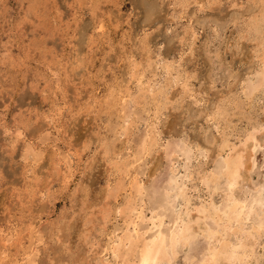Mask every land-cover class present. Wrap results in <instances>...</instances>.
<instances>
[{
	"label": "rangeland",
	"instance_id": "1",
	"mask_svg": "<svg viewBox=\"0 0 264 264\" xmlns=\"http://www.w3.org/2000/svg\"><path fill=\"white\" fill-rule=\"evenodd\" d=\"M263 2L0 0V264H115L103 250L112 233L124 229L117 211L130 197L132 180L144 192L134 198L146 217L142 228H149L153 210L173 208L165 225L183 210L179 195L165 202L169 178L185 189L192 216L204 203L224 210L227 185L216 157L221 138L238 149L253 127L254 164L242 168L232 195L261 203L245 231L264 226V83L257 85L262 65L255 53L264 25H252ZM133 72L144 75L140 83L130 82ZM148 81L161 107L158 120L145 105L150 98H140ZM218 107L232 120L216 114ZM129 119L134 123L126 132L118 129ZM152 122L158 142L128 169L124 190L110 199L106 188L122 179L110 162L133 163ZM209 173L220 177L215 188L200 182ZM257 236L243 238L253 243L248 264L264 261V232ZM195 239L178 249L173 264L189 256L201 261L207 242Z\"/></svg>",
	"mask_w": 264,
	"mask_h": 264
},
{
	"label": "bare ground",
	"instance_id": "2",
	"mask_svg": "<svg viewBox=\"0 0 264 264\" xmlns=\"http://www.w3.org/2000/svg\"><path fill=\"white\" fill-rule=\"evenodd\" d=\"M192 4H194V3H192ZM190 5H191V3H190ZM262 5H260V6H262ZM196 10H197V8H196ZM257 10L259 11L260 7ZM176 11H178V10H176ZM259 16H260L259 20L258 21H254V23L252 24L253 26L257 25L259 22L264 25V5L261 8ZM247 25H246V27H247ZM260 26H262V25H260ZM249 27H252V26L250 25ZM263 28L261 30L264 32ZM259 33H261V32H259ZM261 38H264V36L261 37ZM208 43H209V41H208ZM257 50H258V53H259L257 58L259 59V61L261 62V65H262V71H261L260 74H258L260 76V78H261L260 82L257 79L259 77L257 76V78H256L257 81H258L257 85L260 86V84L264 83V40L261 41L259 44H256L255 53H256ZM131 64H132V62H131ZM148 65H149V63H148ZM163 65H162V67L167 72H170V69H171L170 65L171 64H167L166 63V64H163ZM130 68H132V67H130ZM131 71H132V69H131ZM151 73H152V70H151ZM143 76L144 75L142 73H139V72H135L134 73L133 72L131 77L129 76L131 78L130 82L137 81V82L140 83V81H142V79H143ZM177 77H175L174 79H178L180 76L178 78ZM231 78H233V77H231ZM142 85H143V87L146 86V88L140 89V92H139L141 94L140 98L141 99L150 98V102L149 103H145V105L150 104V105L153 106V119L154 120H158V114H159V112L161 110V107L158 104V100H156L157 94H154V88H152V86L150 85L149 81L144 83V84H142ZM256 88L258 90V86ZM176 89H178V88H176ZM109 92H110V90H109ZM197 92H199V91H197ZM251 93H253V92H251ZM113 95H115V94H113ZM122 95H123V93H122ZM127 96H129V95H127ZM129 99H131V101H132L135 98L133 97V98H129ZM141 99H139V100H141ZM126 100H128V99L126 98ZM135 103H137V102H135ZM144 106H143V108H145ZM238 106H239V104H238ZM109 107H110V105H109ZM111 107H112V105H111ZM241 107H243V106H241ZM137 109H139V107ZM210 109H211V107H210ZM216 110H217L216 114H218V115L224 114V115L228 116L226 111L225 110L222 111V109L220 107H218ZM214 112H216V111H214ZM147 113H149V111H147ZM243 113H242V115H243ZM246 115H248V114H246ZM227 116H225V117L227 118ZM240 117H239V119H240ZM211 119L215 120V117L212 116ZM227 120H232V119H230V117L228 116ZM133 123H134V121L129 119L128 122H125V126L123 124V126H120L118 129L126 132V130H127L126 126L127 125H131ZM152 123L153 124L151 126H149V128L147 129V131L145 133V139H144L140 149L137 152H135V155H134V158H133L134 160L132 161L133 163H130L128 161H124V162L121 161V163H120V162H118V160H114V159H112V161L110 162V165L113 166L114 169H116V171H117L116 173L120 172L119 175L122 177V179H119L118 183H116L113 187L109 186L110 188H108V187H107L108 189L106 188L107 196L110 199L111 198L112 199L116 198L118 196L119 192L124 190V188H125L124 181H126L128 169L131 166H133L134 163L143 161V159H145L150 154L152 148L155 146V142H158V141H155L154 138L151 135L152 134V130L154 131V128H155V125H156L155 122H152ZM161 125H162V123H161ZM113 127H114L113 128V130H114L113 132H115L116 131V126L114 125ZM105 128H107V127H105ZM257 128L253 127V129H252L253 131H251L250 133L246 132L247 134L245 135V138H244V141L242 143V146H240L238 149H236L233 145L228 143V139L226 138V136L224 134H223V136L221 138V141H220L221 144H220V146L218 148V152H217V156L216 157H219L221 159V164H220L221 172L219 174H221V176L224 178V181H225V183L227 185V193L224 195V197H225V203L227 202L229 205L227 204L228 206H226L224 210H222V209L219 210L220 208L218 210L215 209L211 202L208 203V204L204 203L205 205L203 204L201 206L193 208V210H194V212H196V214L194 213L195 215L192 216V214L190 213V211L192 209L191 210L189 209V199L185 197V191H184L185 189L183 188V186L178 187V185L175 184V180L172 179V178H169L167 180L166 185L164 186L165 202H166V204H170L171 205L170 199L173 196L179 195V196L183 197L182 198L183 210H181L182 212L180 211L179 213H176L175 215H172L171 217H169V220L167 218L168 224L165 225L164 224L165 212H167L168 209H169V211H171L172 207L168 208L167 206H165L166 207L165 209L164 208L161 209V211H160L161 213L157 212V210H155V211L153 210L151 212V216L148 219V222H149V225H150L149 228L148 227L147 228H145V227L142 228V224H144V220H146L145 219L146 217L143 214V209L140 206H138L140 203L139 204H135V199L134 198L142 196V193H144V192L142 190V186L138 183V181L137 180H132L129 183L130 197L124 203L123 208H118V211H117L118 214H120L122 216V218H123L124 229L120 230V233H118L117 235H114V232L112 233V236L110 237V240H109V241H111V243L103 251L111 253L112 257L116 261L115 264H173L174 260L177 257L178 249H180L182 247H184V249H185V247H188L190 245V243L192 242V239H195V237H197V236H199V237L202 236L203 239L206 240L207 246L205 247V250H204L203 254L201 253L202 254L201 261L199 263H197V264H248L247 260L250 258L251 251L253 252V250H251V248L253 246V243H251V245H252L251 246L250 244H248V242L250 243L252 238H254L257 235L262 234L264 232V226H262L260 224L252 225L250 231L247 232V231H245V227L247 225L245 222H247V220H249V217H251L252 215H255V217L257 216L256 206H258L261 203H260L259 200L256 201V200H252L251 198H250L251 202L249 204H245L243 201L242 202L236 201L235 199H233L232 193L234 192L233 191L235 189L234 187L238 185L239 181H241L240 180V177H241L240 171L242 170V168L245 167V169L243 168L245 170V172L246 171H250L251 166L254 164L253 161H252V157L254 156V153H255V145H257V142L255 141V138H254V135H255L254 131H257ZM156 134H158V133L156 132ZM247 142H249V143L251 142L249 146L246 145ZM209 144H210V142H209ZM104 148H105V145H104ZM246 150H249L250 152L247 153ZM244 152L247 153V154H245V155H247V158H249L251 160V163L248 162L249 165L245 164V161H246L247 158L245 157ZM244 159H245V161H244ZM174 172H177V171H174ZM247 173H249V172H247ZM196 177H199V176H196ZM218 178H220V177H218V174L215 175V174H211V173H209L207 176L205 174V176H200L199 177L200 182H204V184L207 185L206 186L207 188H209L210 186L212 188L213 187L215 188V186L218 185L217 184ZM208 184H210V185L208 186ZM246 185H248V184H246ZM237 196H239V195H237ZM106 197L104 196V198H106ZM250 197H251V195H250ZM144 198H146V197H144ZM141 199H143V198H141ZM209 199H211V198H208V201H209ZM263 210H261V211H263ZM100 213L102 214V219H107L109 217L108 207H106V208L104 207L101 210ZM190 214H191V216H190ZM121 216H119V217H121ZM262 216H264V215H262ZM262 216L260 218H262ZM166 217H168V216H166ZM250 221H251V219H250ZM88 222H90V221L87 220V223ZM207 222H210V225L207 224ZM219 224H221V225H219ZM253 224H254V222H253ZM248 237H251V240L250 241H244V239L245 238L247 239ZM261 237H262V235H261ZM258 239H259V237H258ZM195 240H197V238ZM90 246H91V244H90ZM203 248H204V245H203ZM255 252H256V250H255ZM254 257H256V256H253V258ZM11 259H13V258H11ZM99 264H113V263L108 262V261H103L101 259ZM183 264H195L193 257H191V256L187 257ZM263 264H264V261H263Z\"/></svg>",
	"mask_w": 264,
	"mask_h": 264
}]
</instances>
